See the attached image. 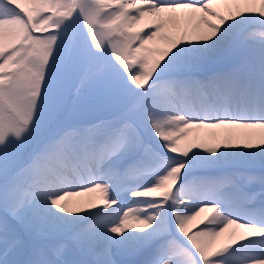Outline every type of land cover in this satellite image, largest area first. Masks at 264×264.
<instances>
[{
    "label": "snow or ice",
    "instance_id": "obj_1",
    "mask_svg": "<svg viewBox=\"0 0 264 264\" xmlns=\"http://www.w3.org/2000/svg\"><path fill=\"white\" fill-rule=\"evenodd\" d=\"M237 129H264V0H0V264H264Z\"/></svg>",
    "mask_w": 264,
    "mask_h": 264
},
{
    "label": "bare ground",
    "instance_id": "obj_2",
    "mask_svg": "<svg viewBox=\"0 0 264 264\" xmlns=\"http://www.w3.org/2000/svg\"><path fill=\"white\" fill-rule=\"evenodd\" d=\"M22 2H24V0H22ZM217 7H219L221 11H227V7L224 5H218ZM213 131L216 132V130H206V132H213ZM233 131L236 133L237 138H243L245 136H251L254 140L259 141L261 136H264V129H237V130H233ZM206 132H202L200 134L205 135ZM194 135H195V133H194ZM85 194L86 193H82L81 195L76 196V197H71L70 199L72 201H79L82 203H87L89 201V199L91 200V198L85 199L84 198ZM92 194H94V193H90L89 195L92 196ZM202 214L203 215H201L200 219L199 220L197 219V221H195V222H197V225L199 224L200 220L204 219L205 217L210 216L209 215L210 213L207 214V212L202 213ZM195 222H193V224Z\"/></svg>",
    "mask_w": 264,
    "mask_h": 264
},
{
    "label": "rangeland",
    "instance_id": "obj_3",
    "mask_svg": "<svg viewBox=\"0 0 264 264\" xmlns=\"http://www.w3.org/2000/svg\"><path fill=\"white\" fill-rule=\"evenodd\" d=\"M216 132L217 133H220L221 134V136H223V134H224V132H225V130H216ZM90 193H86L85 194V196H84V198L85 199H87V198H91V199H93V198H95L96 196H97V194L96 193H94V194H92V196H90L89 195ZM90 200V199H89ZM209 212H207V214H208ZM203 215V214H202ZM209 215H211V213L209 214ZM200 218H198V220H199ZM198 225H197V222H195L194 224H193V230H195L196 229V227H197Z\"/></svg>",
    "mask_w": 264,
    "mask_h": 264
}]
</instances>
